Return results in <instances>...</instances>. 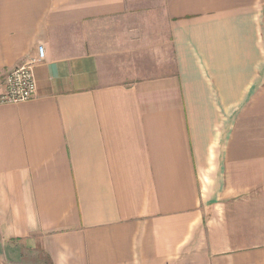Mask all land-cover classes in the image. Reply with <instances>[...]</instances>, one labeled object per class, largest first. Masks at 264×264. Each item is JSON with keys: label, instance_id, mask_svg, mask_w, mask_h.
Wrapping results in <instances>:
<instances>
[{"label": "crops", "instance_id": "obj_1", "mask_svg": "<svg viewBox=\"0 0 264 264\" xmlns=\"http://www.w3.org/2000/svg\"><path fill=\"white\" fill-rule=\"evenodd\" d=\"M40 45L0 264H264V0H0V92Z\"/></svg>", "mask_w": 264, "mask_h": 264}, {"label": "built area", "instance_id": "obj_2", "mask_svg": "<svg viewBox=\"0 0 264 264\" xmlns=\"http://www.w3.org/2000/svg\"><path fill=\"white\" fill-rule=\"evenodd\" d=\"M37 57L31 58L21 66L7 72L3 78L0 103H16L31 99L36 94L33 69L44 60V49L37 48Z\"/></svg>", "mask_w": 264, "mask_h": 264}, {"label": "rangeland", "instance_id": "obj_3", "mask_svg": "<svg viewBox=\"0 0 264 264\" xmlns=\"http://www.w3.org/2000/svg\"><path fill=\"white\" fill-rule=\"evenodd\" d=\"M137 49L139 51L138 54H135L132 58L134 60L136 59L135 65L136 66H143V65H149L153 63L154 61L160 59L159 55L151 54L148 49L149 46L142 43V45L137 46ZM115 65L112 63L109 66H106L105 70L106 72H109L112 68H114Z\"/></svg>", "mask_w": 264, "mask_h": 264}]
</instances>
